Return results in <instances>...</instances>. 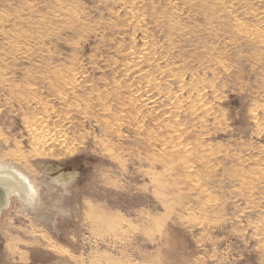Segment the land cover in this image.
I'll list each match as a JSON object with an SVG mask.
<instances>
[{"label":"rangeland","instance_id":"obj_1","mask_svg":"<svg viewBox=\"0 0 264 264\" xmlns=\"http://www.w3.org/2000/svg\"><path fill=\"white\" fill-rule=\"evenodd\" d=\"M213 2L0 0V264H264V0Z\"/></svg>","mask_w":264,"mask_h":264},{"label":"bare ground","instance_id":"obj_2","mask_svg":"<svg viewBox=\"0 0 264 264\" xmlns=\"http://www.w3.org/2000/svg\"><path fill=\"white\" fill-rule=\"evenodd\" d=\"M215 1L216 0H214V2L213 3H215ZM225 1V0H224ZM238 1H240V0H238ZM247 1V0H246ZM251 1V0H250ZM255 1V0H254ZM258 1V0H257ZM169 2V1H168ZM195 2V1H194ZM192 3V2H191ZM226 3V2H225ZM225 3H223V0H217V4L219 5V8H220V10H222L223 9V11H225L226 12V14L228 13L229 14V16H230V12L228 11V9H226V5H225ZM216 4V5H217ZM172 5V4H171ZM223 13V12H222ZM254 15V14H253ZM219 16V15H218ZM221 16V15H220ZM224 16V15H223ZM228 16V15H227ZM256 16V15H255ZM216 17V16H215ZM226 17V16H225ZM263 19H264V17H263ZM262 31V30H261ZM263 32V31H262ZM254 35H257V34H254ZM259 36L258 37H256V38H258V42H259V44H264V32L263 33H260V34H258ZM255 41V40H254ZM253 41V42H254ZM23 48V47H22ZM26 48V47H25ZM26 50H27V48H26ZM26 50H23V51H21L20 52V54L22 53V54H26L27 53V51ZM30 50V49H29ZM28 50V51H29ZM19 52V51H18ZM30 55V54H29ZM48 70V69H47ZM55 71V70H54ZM64 72H66V71H64ZM63 75V74H62ZM60 78H61V75H58ZM64 76V75H63ZM66 76V75H65ZM64 76V78H66ZM67 76H68V74H67ZM52 78H54V77H52ZM59 78V79H60ZM63 78V77H62ZM49 80V79H48ZM61 80H63V79H60V81ZM69 80V79H68ZM67 80V81H68ZM73 80V81H72ZM57 81H59V80H57ZM64 81H66V80H64ZM63 81V82H64ZM66 81V82H67ZM72 81V82H71ZM78 81V80H77ZM77 81H75L74 79H71L66 85L64 84V86H63V88L66 86V88H65V90L66 89H69V88H72V87H74L75 85H78V83L76 84V82ZM46 82V81H45ZM48 82V81H47ZM61 85V84H60ZM50 86V85H49ZM54 86V85H53ZM55 87H56V85H55ZM57 87H59V86H57ZM48 88V87H47ZM56 89H58V88H56ZM55 88H54V90H56ZM53 90V91H54ZM59 90H62V89H59ZM64 90V89H63ZM64 90V91H65ZM57 91V90H56ZM68 91V90H67ZM66 91V92H67ZM128 91V90H127ZM56 93V92H55ZM124 93V92H123ZM58 94H60V93H58ZM65 94V93H64ZM111 94V93H110ZM62 95V94H61ZM68 96V95H67ZM66 96V97H67ZM71 96V95H70ZM107 96V95H106ZM60 97H64V96H60ZM131 97V96H130ZM55 98H58V95L55 97ZM112 98V97H111ZM37 99H39V98H37ZM61 99H63V98H61ZM132 99V98H131ZM136 99V98H135ZM134 99V100H135ZM68 100V99H67ZM114 100V99H113ZM117 100H118V98H117ZM38 101V100H37ZM36 101V102H37ZM64 101V100H63ZM123 101V100H122ZM128 101H129V103H130V99H128ZM38 102H40V101H38ZM66 102V100L64 101V103ZM77 102V101H76ZM75 102V103H76ZM136 102H137V100H136ZM42 103V102H41ZM41 103H39V104H41ZM74 103V102H73ZM78 104V103H77ZM84 104V103H83ZM138 104H139V102H138ZM64 105V104H63ZM69 105V104H68ZM75 105V104H74ZM131 105H133V104H131ZM45 106V105H44ZM71 105H69L68 107H70ZM78 106H80V105H78ZM87 106V105H86ZM125 106H126V104H125ZM128 106V105H127ZM134 106V105H133ZM67 107V106H66ZM75 107H77V106H75ZM74 107V108H75ZM124 107V106H123ZM71 108V107H70ZM74 108H72L73 110H74ZM103 108V111H105V109H108L106 106H103L102 107ZM46 109V108H45ZM69 109V108H68ZM117 109V108H116ZM127 109V108H126ZM138 109V108H137ZM109 110V109H108ZM113 110V109H112ZM129 110V109H128ZM203 110V109H202ZM115 111V110H114ZM137 111V110H136ZM106 112V111H105ZM124 112V111H123ZM129 113V112H128ZM108 114H110V113H108ZM112 114V113H111ZM110 114V115H111ZM123 114V113H122ZM127 114V113H126ZM119 115H121V113L119 114ZM138 116H140V115H138ZM121 117V116H120ZM144 117H146L145 115H144ZM142 118V117H141ZM140 118V119H141ZM132 119H135V116L132 118ZM139 119V120H140ZM40 120H43V118L42 119H40ZM113 120V119H112ZM35 121V120H34ZM45 121V120H44ZM114 122V121H113ZM119 122V121H118ZM124 122V121H123ZM122 122V123H123ZM126 122H127V119H126ZM129 122V121H128ZM134 122V121H133ZM40 123H43V122H41V121H39V119H38V121H35V126H38V125H40ZM125 123V122H124ZM136 124L138 125V122H136ZM139 124H141V123H139ZM126 125V124H125ZM120 127V126H119ZM127 127V126H126ZM53 129V128H52ZM130 130V129H129ZM113 131H114V133H115V131L116 132H118L117 131V127H116V129L114 130L113 129ZM51 132V131H50ZM29 133H30V140L34 143V142H36V143H40V144H42V145H45V146H52V144H53V137L51 136V134L50 133H47V132H45V131H37V132H34V131H32L31 129H29ZM120 133V132H119ZM155 133V132H154ZM154 133H152V135H155ZM174 133V132H173ZM109 134V133H108ZM118 134V133H117ZM169 134V133H168ZM111 135V134H110ZM180 136V135H179ZM112 137H114V136H112ZM158 138H160V137H158ZM179 138V137H178ZM181 138V137H180ZM62 139V138H61ZM149 139V138H148ZM157 139V138H156ZM171 139V137L169 138V140ZM154 140V139H153ZM172 140H173V138H172ZM171 140V141H172ZM165 141V140H164ZM174 141V140H173ZM178 141H179V139H178ZM144 142V141H143ZM154 142V141H153ZM175 142V141H174ZM157 143V142H156ZM172 143V142H171ZM171 143H169L170 145H171ZM179 143V142H178ZM178 143H176V144H178ZM61 144H62V142H61ZM164 144H167V143H164ZM35 145V144H34ZM63 145V144H62ZM149 145V144H148ZM161 145H163V144H161ZM146 146V145H145ZM150 146V145H149ZM172 146V145H171ZM179 146V145H178ZM163 147V146H162ZM173 147V146H172ZM175 147V146H174ZM181 147V146H180ZM149 148V147H148ZM143 149H145V148H143ZM147 149V148H146ZM175 149V148H174ZM183 149V148H182ZM148 150V149H147ZM152 150V149H151ZM184 150V149H183ZM182 150V151H183ZM149 151V150H148ZM185 151V150H184ZM169 152H170V150H169ZM187 153V152H186ZM193 153V152H192ZM43 154H49L50 155V152L48 151V150H44L43 151ZM153 154V153H152ZM155 154V153H154ZM176 154V153H175ZM201 154V153H200ZM152 156V155H151ZM183 156V158H184V156L185 155H182ZM187 156H188V154H187ZM189 157V156H188ZM158 159H160V158H158ZM165 159V158H164ZM180 159V158H179ZM192 159H193V157H192ZM164 161H166V160H164ZM180 161V160H179ZM178 161V162H179ZM168 162V161H167ZM178 162H176V163H178ZM46 167V166H45ZM42 169V168H41ZM61 173V171H56V172H53V173H46V172H44V174H41V175H43L44 177H45V181L44 182H42V184L44 185V184H47V185H51L53 188H56V190H58V189H61V188H63L64 186H66V185H69L70 183H71V181H72V178L70 177V178H64V177H57L58 176V173ZM32 174V173H31ZM30 174V172H28L26 169H24L23 167H21V166H19V165H15V164H13V163H10V162H8V163H4L2 160H0V187L1 188H3L4 190H5V192H6V196H7V199H8V206H10V204H11V201L12 200H16L17 201V203H20L21 204V206H22V208L25 210V211H27V212H29L30 211V209L33 207V206H37L38 208H37V212H39L40 213V215H39V218H37V219H41V221L43 222V223H47V219H48V216H49V213L46 211V209L44 208V207H42L43 206V203L39 200V193H40V189H38L37 188V182H36V180L34 179V177H33V174L31 175ZM56 175V176H55ZM95 177V176H94ZM256 178H257V176H256ZM70 179H71V181H70ZM251 181V180H250ZM38 190H39V193H38ZM4 211V209H2L1 211H0V237H1V239L2 240H4V242H5V239L7 238L6 237V235L4 234V232H3V230L1 229V219H2V215H3V212ZM42 212V213H41ZM48 224V223H47ZM48 245V244H47ZM63 262V258H61V261H60V263H62ZM63 264H71L68 260H67V262H65V263H63Z\"/></svg>","mask_w":264,"mask_h":264},{"label":"water","instance_id":"obj_3","mask_svg":"<svg viewBox=\"0 0 264 264\" xmlns=\"http://www.w3.org/2000/svg\"><path fill=\"white\" fill-rule=\"evenodd\" d=\"M54 168V166H52ZM8 206L6 192L0 187V211Z\"/></svg>","mask_w":264,"mask_h":264},{"label":"snow or ice","instance_id":"obj_4","mask_svg":"<svg viewBox=\"0 0 264 264\" xmlns=\"http://www.w3.org/2000/svg\"><path fill=\"white\" fill-rule=\"evenodd\" d=\"M176 242L178 243V240Z\"/></svg>","mask_w":264,"mask_h":264},{"label":"flooded vegetation","instance_id":"obj_5","mask_svg":"<svg viewBox=\"0 0 264 264\" xmlns=\"http://www.w3.org/2000/svg\"><path fill=\"white\" fill-rule=\"evenodd\" d=\"M56 172V171H55Z\"/></svg>","mask_w":264,"mask_h":264}]
</instances>
